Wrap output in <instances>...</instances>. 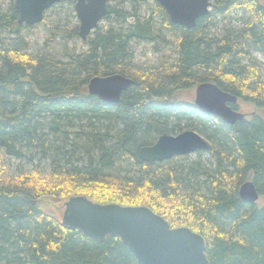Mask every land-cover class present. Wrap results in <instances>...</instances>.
<instances>
[{
    "label": "trees",
    "instance_id": "16d2710c",
    "mask_svg": "<svg viewBox=\"0 0 264 264\" xmlns=\"http://www.w3.org/2000/svg\"><path fill=\"white\" fill-rule=\"evenodd\" d=\"M107 1L102 20L109 26L98 24L82 40L86 49L65 60L51 54L52 40L28 53L24 32L32 25L18 23L14 0L0 6V150L38 162L13 174L0 162V264H138L118 237L93 240L41 205L79 195L146 206L170 227L189 228L204 238L210 264H264V203H246L238 193L251 180L264 196V120L253 111L226 124L187 98L199 83L212 82L264 110V65L251 62V51L264 54V0H213L191 29L171 23L156 0ZM64 3L74 7L75 0L56 5ZM239 12L240 28H230ZM155 16L174 53L156 65L136 62L133 45L159 37ZM217 18L229 28L212 35ZM78 30L65 26V38L79 37ZM111 74L133 80L115 104L87 91L91 78ZM184 130L208 141L207 151L192 153L199 159L139 158L161 134ZM203 153L212 160L203 162ZM44 161L51 166L46 174Z\"/></svg>",
    "mask_w": 264,
    "mask_h": 264
},
{
    "label": "water",
    "instance_id": "95a60500",
    "mask_svg": "<svg viewBox=\"0 0 264 264\" xmlns=\"http://www.w3.org/2000/svg\"><path fill=\"white\" fill-rule=\"evenodd\" d=\"M168 14L171 23L191 29L209 10L210 0H156ZM59 0H14L18 23H40L45 12ZM107 0H75L78 34L85 41L105 17ZM264 5V2H263ZM133 84L121 74L94 76L88 81L87 91L105 103L115 104ZM194 104L204 113L219 117L226 124L246 118L235 110L238 98L223 91L215 83L201 82L195 87ZM209 143L193 130L178 134H161L155 143L141 147L139 158L146 162L164 161L177 155L207 151ZM240 198L255 204L259 194L251 180L239 187ZM63 226L78 229L96 241L107 236L118 237L129 249L138 264H210L205 254L204 238L187 227H170L168 222L146 206L101 204L86 196H72L64 202L61 216Z\"/></svg>",
    "mask_w": 264,
    "mask_h": 264
},
{
    "label": "rangeland",
    "instance_id": "374dc122",
    "mask_svg": "<svg viewBox=\"0 0 264 264\" xmlns=\"http://www.w3.org/2000/svg\"><path fill=\"white\" fill-rule=\"evenodd\" d=\"M10 0H0V6L2 9H6L8 6ZM212 3L213 0H210ZM112 5L116 4L111 3ZM50 9V8H49ZM48 9V10H49ZM126 9L130 12L131 7L126 6ZM212 7H210V10ZM47 10V11H48ZM141 16L149 15V11L147 12V8H142L139 12ZM45 22L32 25L31 28L27 29L24 32V36L28 39V53H35L39 49L42 48V46L45 44L47 40H52L53 44L50 47L51 54L56 59H66V55L69 53H77L79 51L85 50L86 45L82 44V40L80 37H75L73 39H66L64 34V28L67 26L70 28L71 26L78 24V19L76 17L74 7L70 6L68 3H64L61 5H53L49 11V13L44 14ZM113 17V16H112ZM116 18V17H113ZM234 22L232 27L233 29H238L241 26L240 19L244 18L245 16L239 12L236 15H234ZM130 20V19H128ZM155 26L158 30V39L154 42H139L133 45V51L134 56L136 59V62H146L152 65H156L164 56L167 54L174 53V47L169 42L171 35L169 34L168 30L165 28L163 24V20L160 16H155ZM129 22V21H127ZM100 27H107L108 22L107 21H101L99 23ZM229 27H224V24L222 23L221 18H217L215 24L210 28V33L212 35H221L224 32V29ZM64 36V37H63ZM177 36V33L176 35ZM252 52V60L251 62L253 64H256L258 68H263L262 65H264V54L259 53L257 51H251ZM195 88L190 89L189 93L187 94V98L194 97ZM238 104V111L243 113H251L253 111H257L261 114L263 120H264V110H256L251 104L243 102L241 100L237 101ZM249 118V116H247ZM201 160L205 163H208L207 160H212L210 158V155H207L206 153H203L201 155ZM197 160L199 159L198 156L195 154H192L190 156V160ZM0 162L5 164L8 168V171L10 174H13V172L16 169H21L25 171H29L31 168H33L36 164H38L37 160L35 159L34 162H29L28 159H16L14 157L6 155L2 150H0ZM40 168L42 169L43 173L46 174L50 171L51 166L48 162H40ZM34 165V166H33ZM66 200H56L52 198H44L41 201L42 207L45 209V211L50 212L51 214L55 215L59 219H61L63 208H64V202ZM257 204H263L264 203V196L259 197Z\"/></svg>",
    "mask_w": 264,
    "mask_h": 264
},
{
    "label": "flooded vegetation",
    "instance_id": "af4514ba",
    "mask_svg": "<svg viewBox=\"0 0 264 264\" xmlns=\"http://www.w3.org/2000/svg\"><path fill=\"white\" fill-rule=\"evenodd\" d=\"M246 114H249V113H246Z\"/></svg>",
    "mask_w": 264,
    "mask_h": 264
}]
</instances>
